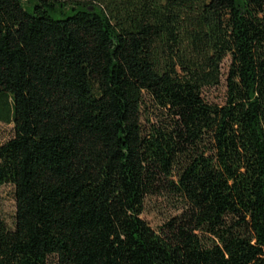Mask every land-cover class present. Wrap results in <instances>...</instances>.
I'll list each match as a JSON object with an SVG mask.
<instances>
[{
    "label": "trees",
    "instance_id": "obj_1",
    "mask_svg": "<svg viewBox=\"0 0 264 264\" xmlns=\"http://www.w3.org/2000/svg\"><path fill=\"white\" fill-rule=\"evenodd\" d=\"M0 121V264H264V0H0Z\"/></svg>",
    "mask_w": 264,
    "mask_h": 264
},
{
    "label": "rangeland",
    "instance_id": "obj_2",
    "mask_svg": "<svg viewBox=\"0 0 264 264\" xmlns=\"http://www.w3.org/2000/svg\"><path fill=\"white\" fill-rule=\"evenodd\" d=\"M229 65L226 59L221 65L222 78L217 87H212L204 91V98L207 102L222 105L225 100V74ZM13 125L0 121V144L7 142L13 137ZM183 204L172 197L167 192L155 195L146 199L144 212L141 218L156 232L164 223L174 217L180 216ZM0 211L2 218L8 227L13 226V216L15 211L14 192L11 185L0 187Z\"/></svg>",
    "mask_w": 264,
    "mask_h": 264
}]
</instances>
